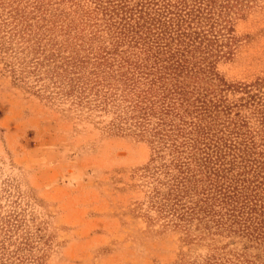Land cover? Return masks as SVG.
I'll list each match as a JSON object with an SVG mask.
<instances>
[{
  "label": "rangeland",
  "instance_id": "374dc122",
  "mask_svg": "<svg viewBox=\"0 0 264 264\" xmlns=\"http://www.w3.org/2000/svg\"><path fill=\"white\" fill-rule=\"evenodd\" d=\"M17 2L67 52L106 48L117 62L169 65L183 49L178 18L216 34L210 54L176 52L186 69L166 85L183 87L200 127L204 185L222 221L166 225L148 204L145 167L160 160L147 137L116 131L112 114L45 100L0 63L3 253L19 255L14 264H264V0Z\"/></svg>",
  "mask_w": 264,
  "mask_h": 264
},
{
  "label": "trees",
  "instance_id": "16d2710c",
  "mask_svg": "<svg viewBox=\"0 0 264 264\" xmlns=\"http://www.w3.org/2000/svg\"><path fill=\"white\" fill-rule=\"evenodd\" d=\"M19 3L0 0V63L15 82L36 87L45 100L68 103L81 114H112L111 125L116 131L147 137L153 149L151 162L160 160L145 167L144 174L151 177L153 184L148 204L166 225L212 219L219 224L222 217L212 207L216 200L204 185L210 178L205 176L204 182L202 176L206 162L199 157L196 134L200 127L193 118L187 119L192 112L185 107L188 100L183 87L178 83L166 85V75L186 69L177 53L186 57L201 49L210 54L209 47L219 42L216 34L198 30L193 18H178L177 25L185 27L179 26L174 32L183 49L170 53L169 65L148 66L128 59L117 62L112 57L114 52L106 48L91 57L67 52L47 36L43 19ZM165 154L169 156L167 160L163 159ZM3 245L0 244V262L14 264L11 258L19 260V255L3 253Z\"/></svg>",
  "mask_w": 264,
  "mask_h": 264
}]
</instances>
